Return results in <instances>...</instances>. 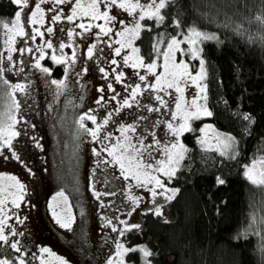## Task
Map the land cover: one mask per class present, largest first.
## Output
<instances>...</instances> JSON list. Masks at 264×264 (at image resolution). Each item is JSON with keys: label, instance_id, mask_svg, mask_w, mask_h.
<instances>
[{"label": "rangeland", "instance_id": "obj_1", "mask_svg": "<svg viewBox=\"0 0 264 264\" xmlns=\"http://www.w3.org/2000/svg\"><path fill=\"white\" fill-rule=\"evenodd\" d=\"M35 2L36 0H32V3ZM140 2L145 3L146 0H140ZM44 7L47 9L48 6L44 5ZM69 7H64L65 13L68 12ZM101 9L103 10V5H101ZM32 10L33 8L30 4L22 16V23H24L26 30L32 27L27 24V14ZM118 12L121 14L118 16V19L122 18L127 21L131 18L122 9L114 8L110 14L115 15ZM48 19L49 15L46 14L45 25L41 26V30L49 26ZM79 22L78 20L77 23ZM98 22L102 23V21ZM9 27H11V22L9 23ZM54 27V36L46 34L43 38L38 37L35 41L17 37L16 43L13 45L17 49L31 47L34 51L32 53H19L18 51L12 53L14 61L9 67H13V71L7 73L12 83L28 85L29 94H16V99L21 103L20 112L16 115L19 118L22 113L23 121L21 128L16 125V130L21 131V136L13 140L12 150L20 156V160L18 161L11 156L12 150L7 148L3 150L4 156H8L9 158L4 159L0 156V198L14 191V189L9 187L13 183L7 179L9 176H15L21 183L25 184L26 188L24 200L21 201L19 209H15L11 203L7 205L8 226L14 227L17 232L23 233V235L15 237V239L20 241L22 251L21 253H16L8 245L0 244V259L10 258L14 261V264H19L17 257H23L27 261V264H60V259L67 261V264H107L110 258H115L116 245L118 243L123 244L126 248H146L151 252L152 249H150L144 238L139 242L130 243L126 234L131 230H142L144 228L145 212L149 211V209H154L158 205L163 206L168 201L161 196L152 197L148 190L151 185L138 187L134 180H123L120 177L118 166L104 164L103 162L97 165L98 159L101 161L110 160L111 157L104 152L101 153L100 158L94 155L93 149L101 150L103 145L99 141L92 140L91 136L80 127L78 118L88 109L98 108L95 103L99 95L97 88L109 82L101 78L99 67L107 65L103 63V58L100 62L94 63L93 60L87 59L84 55L88 45L94 42L91 36L75 37L70 40L64 32L60 31V28L67 29L71 25L58 23ZM120 27L117 24V29ZM93 31L97 30L93 29ZM184 34L186 32H183L180 36ZM112 38L117 39L118 37L113 35ZM49 39L52 41L54 47L59 42L71 43L73 46L79 45L77 48L78 59L75 62V71H79L82 67L88 68L87 73L77 77L72 75V70L68 69L67 65H64V73L59 80L65 79L67 74V79L65 80L67 87L59 92V95L56 96L58 98L51 100L52 106L47 103L46 97L49 94V81H44L46 75L50 76L51 73H44L33 67L36 58L39 56V52L35 50L37 45ZM103 39H108V37H103ZM5 46L6 57L8 45ZM100 46L104 47L106 55L109 54L110 50L106 46ZM135 46L138 47L136 41ZM182 47L187 46L182 45ZM200 47H202V44ZM165 50L166 48L163 51ZM45 51L48 53V56L45 58L50 60L49 57L52 54V49L45 48ZM63 53L71 56L72 50L71 48H65L63 49ZM57 54H59V50ZM140 55H142L141 51ZM180 58L181 54L178 53L177 60ZM184 58L190 60V57L185 56ZM200 58H202V55ZM116 59L119 58L117 57ZM18 61L28 62L27 65H21L24 67V71L19 75L16 74L17 69L14 66ZM151 61L145 60L146 63ZM158 62L163 63L162 57ZM41 66H48L47 61L42 60ZM199 67V59L191 60V71L193 74L199 70ZM204 69L206 74L205 62ZM161 70L157 69L158 72ZM124 71L131 75L132 69L124 68ZM140 73L145 74V70L141 69ZM40 75L41 79H37ZM149 79L150 81L154 80L153 77H149ZM43 81L48 86L46 88L42 87L43 89L41 90ZM131 82L138 83L139 81L135 76H132ZM202 83L207 85L206 78ZM113 86L117 92L121 93V96L126 95L122 85L113 81ZM55 89L57 91L56 85ZM197 93L198 89L195 86L188 87L185 91L186 100L190 101ZM104 94L106 98L111 95L107 88H105ZM152 96L154 97V94ZM165 98L170 99L169 97ZM139 99L142 104L147 103L153 106L158 104L154 98L150 99L147 93L145 96L139 97ZM25 101L27 102L26 105ZM199 102L206 104L208 110H210L207 100L201 99ZM118 106V104L113 102L109 104L107 109H98L97 121L100 122L106 111ZM46 107L52 108L53 116L46 114ZM174 110V104H171L169 109H161V113H147L143 108L137 109L134 106L133 109H125L115 116V123H110L104 131L118 136L120 135L118 131L120 124L135 122L134 114L143 113L153 121L157 117L168 120ZM201 118L203 120L197 125V129L199 130L197 141L201 147L218 149V139L223 140L226 136H232L235 142H237V138L233 133L217 128L214 122L208 119L209 116H201L199 119ZM196 120L198 119L190 122L191 129L195 128ZM85 123L90 128L94 127L90 121H85ZM147 123V121L143 122V124ZM176 123H179V121ZM139 131L140 129L138 128V133ZM156 133L164 143L170 144L177 139L168 133L167 128L163 124L156 129ZM101 135H103V132ZM178 139L187 148V152L184 153L183 159L178 165L179 169L184 166L190 146L185 142L183 135ZM202 140L205 143H201ZM37 141L42 147H36ZM235 146L236 153L237 143ZM260 156H264V153L255 154L247 164L252 159ZM153 157L155 160L163 159V151H154ZM257 167L259 169L260 165ZM28 169H31V172ZM36 174L38 175V181L34 176ZM161 179L165 181V184L169 188L179 189L173 183L174 177L169 180L161 174ZM35 181L38 183L37 187H35L36 184H33ZM158 191L160 190L158 189ZM96 192L101 193L99 200L95 195ZM110 192H114L115 195H104ZM60 193H63V196H60ZM129 195L139 197L140 202L138 204L133 203L128 199ZM12 198L11 195H8L9 201ZM153 200L156 203H153ZM101 201H103V206L101 205ZM133 208L135 211H132ZM54 209L61 219H73L71 230L64 229L56 223V218L52 215ZM20 220L24 222L20 223ZM108 220H111L112 224H108ZM120 221H125L126 223L120 224ZM131 225H138L139 227L132 228ZM113 226L117 227L118 230H124L125 228L127 230L123 236H120L119 231H112ZM6 234H9L7 229ZM9 239H13L10 234ZM44 247L49 248L50 252L42 253L40 249ZM93 259L95 262H93ZM123 260L124 264H127V254H125ZM142 264H145V260Z\"/></svg>", "mask_w": 264, "mask_h": 264}, {"label": "snow or ice", "instance_id": "obj_2", "mask_svg": "<svg viewBox=\"0 0 264 264\" xmlns=\"http://www.w3.org/2000/svg\"><path fill=\"white\" fill-rule=\"evenodd\" d=\"M18 10L14 13V18L9 23L0 22V26L4 29V36L6 37L4 43L8 45V54L5 57L0 54V83L7 85L10 89L8 95L11 99V105L7 113V121L0 125V156H4V149H13V140L21 136V131L16 130V125L20 124L21 118L18 119L15 113L19 112L21 103L16 99V94L28 95V85L20 83H9L8 79H4L5 73H11L13 67L14 57L12 53H32L34 51L31 47H21L17 49L13 45L16 43L17 37L27 38L35 41L38 37L43 38L46 34L49 36L55 35V27L58 23H67L71 27L65 29L60 28L66 36L71 40L75 37L91 36L94 42L90 43L86 48L84 55L87 59L93 60L98 63L103 58V63L107 66L99 67L101 78L109 81L106 85H101L97 88L99 93L95 103L97 109H88L79 116L80 127L91 136L93 141H99L103 147L101 150L93 149L94 155L97 158L101 157V153H107L110 160H97V165L101 162L118 166L120 177L125 180H134L136 186L147 187L152 197L161 196L166 201H171L175 198L178 189L169 188L163 177L171 180L176 176L178 165L183 159L184 153L187 148L184 147L179 141V137L185 132L191 131L190 122L199 119L201 116H212L213 113L208 110L206 104H201V99L207 100L206 89L207 85L203 84L206 74L204 69V61L201 57L202 48L200 45L207 40H213L215 37L202 31L197 30L195 27H190L186 30L183 36H172L170 41L166 44V50L161 52L159 42L154 47L155 58L151 62L146 63L145 58L140 55V49L135 46V41L140 38L142 31H151V25L142 24L143 21H154L157 25L165 23V15L162 11L170 7L173 0H146L141 3L140 0H11ZM32 5L33 10L27 14V24L32 26L29 30L25 29L22 23V16L25 14V9ZM47 5V9L44 7ZM103 5V10L101 9ZM70 6L68 12H64V7ZM122 9L131 18L129 20L118 19L121 14L118 12L115 15L110 14L112 9ZM139 10V11H138ZM49 15L48 25L41 30V26L45 25V16ZM80 21L77 23V21ZM98 21H102L99 23ZM117 24L121 27L117 29ZM177 28H180V21H174ZM39 25V26H37ZM79 29V31H77ZM96 29L97 31H93ZM113 35L118 37L113 39ZM108 37V39H103ZM23 42V40H22ZM106 46L110 51L109 54L104 53ZM186 45L187 47H182ZM79 45L73 46L71 43L59 42L54 47L52 41L45 40L42 44L37 45L36 51L39 56L36 58L33 67L39 69L44 73H51V69L41 66V61L48 56L45 48L52 49V54L49 57L56 65H67L68 69L72 70V75L77 77L82 76L88 72L87 67H82L79 71H75V62L78 59L77 48ZM71 48V56L63 53V49ZM59 50V54L58 53ZM181 54V58L177 60V54ZM190 57V60L184 57ZM110 57V58H109ZM119 59H116V58ZM162 57L163 63L158 61ZM199 59V70L193 74L191 71V60ZM7 61V63H6ZM27 61H18L15 63L17 69L16 74L19 75L24 71L21 65H27ZM110 67V70H109ZM124 68L132 69L131 75L124 71ZM162 69L157 71V69ZM119 69V70H118ZM145 70V74H141L140 70ZM135 76L138 83H132L131 77ZM149 77L154 80L150 81ZM65 79L52 80L51 83L57 86V91L60 92L66 88ZM113 81L123 86L125 96H121L113 86ZM195 86L198 93L193 96L190 101L186 100L185 91L188 87ZM105 88L111 93L107 98L105 97ZM149 94V98H154L158 104H142L139 97ZM154 94V97L152 96ZM163 94V95H162ZM169 97L170 99H166ZM115 102L118 107H113L112 110L105 112L100 122L97 121L98 109H107L109 104ZM25 101V105H26ZM174 104V111L168 120H163L157 117L154 121L150 120L147 115L134 114L135 122L129 124H120L118 131L120 135L115 136L111 132L104 131L106 126L110 123H115L114 117L119 115L125 109L143 108L147 113H161V109H169L170 105ZM244 119L248 120L250 117L245 116ZM85 121H90L94 127H88ZM147 121V124L143 122ZM179 121V123H176ZM143 124V126H142ZM164 125L168 133L175 139V142L164 143L160 137L157 136L156 129ZM34 127V126H33ZM138 128L140 129L138 133ZM103 132V135L101 133ZM26 135V133H24ZM147 141V142H146ZM205 143V141H201ZM218 150H221V155H231L235 150V143L233 137H224L223 140L218 139ZM36 147H42L39 142H36ZM163 151V159L155 160L153 157L154 151ZM11 156L16 160H20V156L12 150ZM234 158V156L232 157ZM154 161V162H153ZM22 162V161H21ZM258 165L260 168L258 169ZM246 171L245 177L254 185L264 186V156L256 157L250 161L249 164L244 166ZM31 172V169H28ZM13 183L9 186L14 191L8 193L13 198L8 200V195L0 198V244H6L16 253H21L22 246L19 240L15 239L17 236L23 235L22 232H17L14 227L8 226V203L15 209L21 207V201L24 200L25 184L21 183L15 176L7 177ZM223 184V180L218 181ZM131 187V185H129ZM158 189L160 191H158ZM7 191V190H3ZM97 199L101 197L100 192L95 193ZM104 195H115L114 192L105 193ZM63 196V193H60ZM129 200L138 204L139 197L129 195ZM153 203H156L153 200ZM103 206V201H101ZM162 205H158L154 209H149L157 216H162ZM132 211H135L133 208ZM52 215L56 218V223L60 227L71 230L73 219H61L57 211L54 209ZM19 219V218H18ZM20 220V223H23ZM112 224L111 220L107 221ZM120 224H125V221H120ZM132 228H138V225H131ZM13 239H9V234ZM124 230H118L113 226L112 231H119V235L125 234ZM115 258H110L107 264H124L123 257L129 252H136V248H126L123 244L116 245ZM42 253H49L50 249L47 247L41 248ZM139 251L143 252L145 257V264H150L148 257L153 253L146 248H141ZM19 264H27L23 257H17ZM59 259V258H58ZM0 264H14L10 258L0 259ZM60 264H67V261L60 259Z\"/></svg>", "mask_w": 264, "mask_h": 264}, {"label": "trees", "instance_id": "obj_3", "mask_svg": "<svg viewBox=\"0 0 264 264\" xmlns=\"http://www.w3.org/2000/svg\"><path fill=\"white\" fill-rule=\"evenodd\" d=\"M17 10L11 0H0V22L10 23ZM162 14L163 25L143 21L151 31H142L136 40L142 56L152 60L158 42L163 51L172 36L190 27L213 35L215 39L201 47L213 113L208 119L236 136L237 151L221 155L218 149L201 147L197 125L203 119L196 120L195 128L183 134L190 149L173 179L179 188L175 198L163 205L162 216L145 212L144 228L131 230L126 237L130 243L144 238L153 253L150 264H264V186L252 184L244 175L249 160L264 153V0H173ZM5 39L0 26L4 56ZM43 61L52 71L44 79L50 86L43 81L41 90L48 86L46 102L52 106L59 92L51 81L62 77L64 65ZM4 79L12 83L7 73ZM9 91L0 83V125L7 121ZM46 110L53 116L52 108ZM136 249L127 253V264L144 263L143 253Z\"/></svg>", "mask_w": 264, "mask_h": 264}, {"label": "flooded vegetation", "instance_id": "obj_4", "mask_svg": "<svg viewBox=\"0 0 264 264\" xmlns=\"http://www.w3.org/2000/svg\"><path fill=\"white\" fill-rule=\"evenodd\" d=\"M85 243V242H84ZM86 244V243H85ZM79 248H80V246H79ZM93 262H95V260L93 259Z\"/></svg>", "mask_w": 264, "mask_h": 264}]
</instances>
